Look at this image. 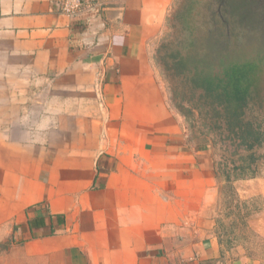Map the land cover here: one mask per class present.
Listing matches in <instances>:
<instances>
[{
  "label": "crops",
  "instance_id": "crops-1",
  "mask_svg": "<svg viewBox=\"0 0 264 264\" xmlns=\"http://www.w3.org/2000/svg\"><path fill=\"white\" fill-rule=\"evenodd\" d=\"M99 2L66 16L59 0H0V229L42 264H264L212 219L260 157L222 180L154 69L176 0Z\"/></svg>",
  "mask_w": 264,
  "mask_h": 264
},
{
  "label": "rangeland",
  "instance_id": "rangeland-1",
  "mask_svg": "<svg viewBox=\"0 0 264 264\" xmlns=\"http://www.w3.org/2000/svg\"><path fill=\"white\" fill-rule=\"evenodd\" d=\"M218 1L176 0L170 11L171 14L166 19L164 29L153 43L152 63L167 99L185 115V123L189 125L191 131L188 129L189 136L200 143H203L204 139L210 141L214 136L218 138L215 134L217 129L215 125L219 122L211 114L212 107L204 100L205 96L200 95L205 91L195 86L192 80L193 72L196 73L198 70L193 65L182 66L179 59L187 55L191 48V40L196 35L195 22L203 24L204 14L215 17L218 13L215 10L219 9ZM241 10L250 11L251 9L243 4ZM247 53H249L248 57H253L251 50ZM252 60L262 70L257 73L258 96L251 102L245 120L250 122L253 128L257 127V124L264 129V60L261 58ZM207 126L210 129L207 130ZM256 150L260 159L258 170L253 175V184L222 186L220 198L218 197L214 205L212 219L220 233L236 238L237 242L243 244L249 252L262 256L264 255V232L253 230L249 221L252 218V222L254 221L252 224H264V215L261 214L264 210V198L261 194L248 199L238 197V191L250 192L252 188L254 191L255 187L264 190V145ZM6 230L4 227L0 229V264H42L40 261L28 258L22 251L20 242L15 240L17 231L13 234V229L12 233Z\"/></svg>",
  "mask_w": 264,
  "mask_h": 264
},
{
  "label": "trees",
  "instance_id": "trees-1",
  "mask_svg": "<svg viewBox=\"0 0 264 264\" xmlns=\"http://www.w3.org/2000/svg\"><path fill=\"white\" fill-rule=\"evenodd\" d=\"M210 43V51L194 60V67L199 70L193 72L192 80L205 91L200 95L205 96L204 100L212 107L211 114L219 122L215 125L218 138H211L213 146L221 152L216 154L217 172L222 180L232 181L254 173V161L260 157L255 151L264 145L262 126L256 124L253 128L245 120L251 102L258 96L259 70L253 60L230 59L236 44L233 41L231 48L230 40L222 33L212 37ZM179 62L184 66L183 58ZM38 224L39 220L28 221L30 229Z\"/></svg>",
  "mask_w": 264,
  "mask_h": 264
},
{
  "label": "flooded vegetation",
  "instance_id": "flooded-vegetation-1",
  "mask_svg": "<svg viewBox=\"0 0 264 264\" xmlns=\"http://www.w3.org/2000/svg\"><path fill=\"white\" fill-rule=\"evenodd\" d=\"M242 3L248 5L251 10H241ZM218 8L215 10L218 11L215 17L204 14L203 24L195 22L196 35L191 40L188 54L182 57L184 63L194 66V60L210 51V39L221 33L230 40L231 48L233 41L236 44L230 59H238L240 62L254 58L264 60V0H219ZM243 49L251 50L253 57H248L249 53ZM257 68L262 70L260 66Z\"/></svg>",
  "mask_w": 264,
  "mask_h": 264
},
{
  "label": "built area",
  "instance_id": "built-area-1",
  "mask_svg": "<svg viewBox=\"0 0 264 264\" xmlns=\"http://www.w3.org/2000/svg\"><path fill=\"white\" fill-rule=\"evenodd\" d=\"M99 0H59V11L66 16H75L81 11H87L88 16H94L100 11Z\"/></svg>",
  "mask_w": 264,
  "mask_h": 264
}]
</instances>
